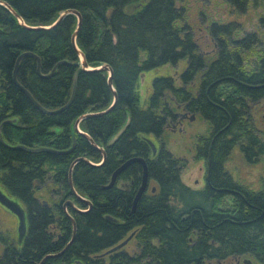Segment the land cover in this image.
Listing matches in <instances>:
<instances>
[{
	"label": "trees",
	"instance_id": "16d2710c",
	"mask_svg": "<svg viewBox=\"0 0 264 264\" xmlns=\"http://www.w3.org/2000/svg\"><path fill=\"white\" fill-rule=\"evenodd\" d=\"M1 1L24 24L0 4V188L24 209L26 230L19 238L14 228H0V264H38L45 255L61 251L71 239L73 221L72 243L42 264H201L204 258L218 256L220 241H228L230 249L254 245L256 251L264 250V199L257 196L248 206L250 216H245L250 223H234L218 212L216 190L221 165L234 146L240 145L249 161L262 151L248 121L237 117L248 110L242 97L264 96V55H258L253 33L239 36L237 22L211 21L208 32L220 53L207 62L177 0ZM227 2L244 13L249 3L264 0ZM67 10L80 15L76 47L89 67L111 68L113 89L108 71L81 69L71 39L76 14L69 12L52 25ZM26 51L39 57L40 73L36 58L26 54L19 60L17 81L47 110L69 101L76 74L75 94L61 111L40 112L13 82L15 62ZM248 51L259 58L254 71H246L237 60L238 52L248 56ZM62 60L69 63L59 64L52 76H42ZM159 67L167 73L153 77L141 106L140 79ZM235 76L262 86H237ZM114 95L113 106L99 113L111 106ZM178 106L208 123L210 131L197 140L195 153L208 167L202 189L182 180L185 162L163 141ZM87 113L77 131L75 121ZM83 133L103 148V161L102 152ZM150 137L158 141L156 153ZM133 156L146 160L150 184L134 209L140 163L130 164L111 187H104L113 171ZM81 157L87 160L75 162L71 178L77 194L91 203L84 212L64 207L71 200L87 209L68 180L70 164ZM130 234L122 248L105 253ZM131 242L132 253L127 254Z\"/></svg>",
	"mask_w": 264,
	"mask_h": 264
},
{
	"label": "rangeland",
	"instance_id": "374dc122",
	"mask_svg": "<svg viewBox=\"0 0 264 264\" xmlns=\"http://www.w3.org/2000/svg\"><path fill=\"white\" fill-rule=\"evenodd\" d=\"M178 6H183L185 10V20L192 30L195 41L201 52L215 49V44L208 32L211 21L218 22L235 21L240 27L239 36L246 33H255L264 43V2L256 4L249 3L244 13H239L232 8L227 0H177ZM166 68H155L144 72L140 79V105L144 106L148 95L151 92V82L154 76L166 74ZM183 113L181 109L177 110ZM252 112L254 113L255 126L264 133V104L256 105ZM190 116V113H187ZM171 122L165 127L163 141L165 146L176 156L181 157L185 166L181 171L182 180L192 188L201 187V178L205 174L204 159L193 155L195 141L198 135L208 132V123L198 114L194 115L193 120L188 117L181 118L179 123ZM158 141L154 137H150ZM157 143V144H156ZM260 162L248 164L244 161L241 153L234 148L225 164L226 168L235 177L251 185L259 183L260 175L264 169V157ZM150 187V184L148 185ZM3 192L4 190L0 188ZM14 200V199H13ZM17 218L0 205V228L17 230ZM133 242L126 247L132 251Z\"/></svg>",
	"mask_w": 264,
	"mask_h": 264
},
{
	"label": "flooded vegetation",
	"instance_id": "af4514ba",
	"mask_svg": "<svg viewBox=\"0 0 264 264\" xmlns=\"http://www.w3.org/2000/svg\"><path fill=\"white\" fill-rule=\"evenodd\" d=\"M253 35H254V38H257V41H258V43L256 45L258 47V50H259L258 55L262 56V55H264V43L258 38L257 34L253 33ZM199 51H200V49H199ZM248 52H251L248 56H245V53L241 54L238 52L237 60L240 62V66L243 67L246 71H254L256 68V63H257L259 58L254 54V51H248ZM218 53H220L219 48H215L214 50L212 49L211 51H206V52L200 51V54L205 58V60L207 62L214 59V58H217L216 55ZM235 77L233 78V80L235 81V84L237 86L246 87L249 89H254V88H258V87L262 86L258 83L257 84L252 83V81H250L249 79H242L240 76H238L236 78ZM242 99L245 100L246 104H248V110L243 112L241 115L238 114L237 117H240V116L244 117L248 121V124L251 126V129L249 131L251 133H255L258 136V138L260 139V141L262 142V144L258 145V147H257V148H259V147L262 148V151L261 152L259 151V154L257 155L255 160L249 161V160H247L245 153L241 149L240 145L234 146L232 148V150L234 148H237L239 150V152L241 153V155H242V157L246 163L255 164L257 162H260V160H262L261 158L264 157V133L262 132V130H260L259 128H257L255 126L254 113L252 112V110L256 105L264 104V96H260L259 98L255 99V100H253L252 97L251 98L250 97H248V98L242 97ZM178 107H179V109H181L183 111V113L180 111H178V112L176 111L175 115H174L175 119L167 122L166 126H168L171 122H174V125H175V123H177V122L179 123V120L181 118H185V117L186 118L188 117L189 120H193V119H190V117L193 116V118H194V115L198 114L196 112L190 111L189 109H186L185 107H180V106H178ZM187 113H190L191 115L188 116ZM182 115H185V116L182 117ZM198 115L201 116L200 114H198ZM209 131L210 130L208 129V132L206 134L197 136L196 141H195V145H194V150H193V155L195 157H196V154H195L196 151L199 150L198 149L199 145H198L197 140L201 136L202 137L206 136L209 133ZM260 148H259V150H260ZM230 153H229V155H230ZM229 155L227 156V159L221 165V177H220V181L218 182V186L216 188L217 199L219 202L218 203V212L221 214L222 217L230 216L231 218L235 219V221L232 220V222H234V223H247V222L250 223V220L246 219V216H245L246 214H247V217L250 216V211L248 209V206L251 205V202H254V200L256 199L257 196L259 198L264 199V169L262 171V174L260 175V179H259L258 184L251 185L247 182H243V181L237 179L235 177L236 175L232 174L226 168L225 164L229 158ZM201 159H203V158H201ZM204 162H205V160H204ZM208 177H209L208 167H207V164L205 162V174L201 178V183H202L201 187L195 188V189L204 188L207 185ZM148 185H149V183H148ZM148 185H147V187H148ZM81 210H85V209H81ZM129 236L131 238L132 234H130ZM216 245L218 247V256L214 257V258H204L200 262L201 264H249V263H251V264H264V250L263 251H256V249H255L256 246H254V245H248V246L240 245V246H236V247L233 246L232 248H234V249H230V247H228V245H230V243L228 241H220V242H217ZM261 248L264 249V244H263V247H261ZM108 250L105 251V253H110ZM125 252L127 254L132 253V251H129V250H125Z\"/></svg>",
	"mask_w": 264,
	"mask_h": 264
},
{
	"label": "water",
	"instance_id": "95a60500",
	"mask_svg": "<svg viewBox=\"0 0 264 264\" xmlns=\"http://www.w3.org/2000/svg\"><path fill=\"white\" fill-rule=\"evenodd\" d=\"M0 4L4 5L14 16H16L19 20L20 23L24 24L22 19L19 17V15L5 2L1 1L0 0ZM69 12H73L76 14L77 16V19H78V24H77V28L75 29V31L73 32L72 36H71V39H72V43L74 45V47L76 48V51L78 53V55L80 56V59H81V69L82 70H86V71H91V70H106L108 71V78H107V82L109 84V86L113 89L112 87V78H111V75H112V71H111V68H109L107 65H101L99 67H96V68H92V67H89L84 59V55L83 53L76 47L75 45V37L77 35V31H78V28L80 26V15L78 12L74 11V10H67L65 12H63L62 14H60V16L58 17V19L52 24H56L65 14L69 13ZM26 54H31L33 55L36 60H37V71L38 73H40L39 71V68H40V60H39V57L36 56L35 54H33L32 52L30 51H26V52H23L22 54H20L15 62V65H14V69H13V73H12V80L13 82L20 88V90L26 95V97L31 101V103L42 113H47V114H53V113H57L59 111H61L62 109H64L65 107H67L69 105V103L72 101V98L75 94V90H76V74L74 75V79H73V88H72V93H71V97L69 99V101L61 106L60 108L58 109H55V110H47L46 108H44L43 106H41L33 97L32 95L30 94V92L24 87L22 86L18 81H17V78H16V72H17V68H18V63H19V60L22 56L26 55ZM64 63H69L67 62L66 60H62L60 62H58L53 68L52 70L48 73V74H42L43 77H49V76H52L54 74V71L56 69V67L59 65V64H64ZM115 94V92H114ZM116 100V97L114 95V99H113V103L111 104L110 107H108L106 110L102 111V112H99V113H103V112H106L108 111L114 104ZM97 114V113H96ZM87 115H89L88 113L87 114H84L82 116H80L76 121H75V128L77 131H80L79 128H78V122L86 117ZM185 115H182V117H184ZM190 119H193V116L190 117ZM128 121V120H127ZM126 121V122H127ZM126 124V123H125ZM124 124V125H125ZM124 127V126H123ZM121 131V130H120ZM117 132V134H115V136L112 138V140H114L117 135L120 133ZM90 141V143L95 146L96 148H99V150L102 152L103 154V157H102V161L105 159V152L103 150V148L101 147H98L95 142L93 141V139L91 137H89L87 134L83 133ZM149 143L151 145V148H152V152L155 153L157 148L155 146V144L149 140ZM72 149V148H71ZM70 149V150H71ZM36 149H34L35 151ZM70 150H68L67 152H69ZM81 159H84V160H87L85 159L84 157H81V158H78L76 160H74L71 164H70V167H69V172H68V180H69V185H70V188H71V191L72 193L74 194L75 198L78 200V201H81L83 203H85V205L87 206V209L85 210H81L79 208H77L73 201L71 200H67L65 201L64 203V207H66V205H69L71 207H73L75 210L77 211H80V212H84V211H88L91 207V203L89 200L81 197L80 195L77 194V192L75 191L74 189V186H73V183H72V178H71V172H72V167L73 165L75 164L76 161L78 160H81ZM99 162L95 165H98V164H101L102 163ZM89 162V161H88ZM134 162H138L141 164L142 166V179H141V183H140V186L136 192V195L134 197V200H133V208L135 207L138 199L140 198V196L144 193V191L146 190L147 188V185H148V169H147V163H146V160L143 158V157H139V156H133V157H130L128 159H126L124 162H122L112 173L111 175V179H110V182L104 186L105 188H108V187H111L115 181H116V178L117 176L123 171L125 170L130 164L134 163ZM0 205L5 208L6 210H8L10 213H12L16 218H17V221H18V225H17V230H18V235H19V238L22 237V235L24 234L25 230H26V215H25V211L24 209L21 207V205L13 200L12 198H10L5 192H3L1 189H0ZM67 212V211H66ZM68 215H70L69 213H67ZM70 218L71 220L73 221V217L70 215ZM74 236H75V224H74V221H73V233H72V236H71V239L67 242V244L64 246V248L57 252V253H50V254H47L45 255L41 261L38 263V264H42L44 262V260L46 258H49V257H53V256H58L60 255L73 241L74 239ZM130 238V236H128L126 239H124L123 241H121L120 243L116 244L115 246H113L112 248H110L108 251L111 252V251H115L116 249H119L121 248L127 241L128 239ZM251 264V263H249Z\"/></svg>",
	"mask_w": 264,
	"mask_h": 264
}]
</instances>
